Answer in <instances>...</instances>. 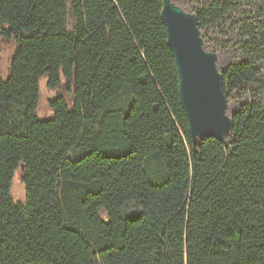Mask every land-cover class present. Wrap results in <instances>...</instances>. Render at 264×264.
Listing matches in <instances>:
<instances>
[{
    "label": "trees",
    "instance_id": "1",
    "mask_svg": "<svg viewBox=\"0 0 264 264\" xmlns=\"http://www.w3.org/2000/svg\"><path fill=\"white\" fill-rule=\"evenodd\" d=\"M244 1L261 17L221 71L226 102L264 62V0ZM235 2L189 10L201 37ZM160 12L161 0H0L13 47L0 76V264H264V106L240 104L223 144L194 145ZM43 78L67 94L39 120Z\"/></svg>",
    "mask_w": 264,
    "mask_h": 264
},
{
    "label": "water",
    "instance_id": "2",
    "mask_svg": "<svg viewBox=\"0 0 264 264\" xmlns=\"http://www.w3.org/2000/svg\"><path fill=\"white\" fill-rule=\"evenodd\" d=\"M160 18L174 60L178 97L188 134L194 145L208 138L223 144L233 125L227 115L217 56L204 50L194 14L183 11L172 0H161Z\"/></svg>",
    "mask_w": 264,
    "mask_h": 264
},
{
    "label": "rangeland",
    "instance_id": "3",
    "mask_svg": "<svg viewBox=\"0 0 264 264\" xmlns=\"http://www.w3.org/2000/svg\"><path fill=\"white\" fill-rule=\"evenodd\" d=\"M211 0H181L175 4L185 12L190 9H201L206 7ZM236 11L225 17L218 24L209 26L202 31L203 44L207 52H212L217 56L216 67L218 71H223L229 65L242 59L240 45L243 42L241 26L250 25L254 29L256 23L260 21V6L250 4L244 0H236ZM249 29V28H248ZM12 45L0 41V76L3 80L7 77ZM261 76L246 93H236L227 102V115L237 106L250 100H257L264 106V62L260 65ZM57 94L65 96L63 90H50L46 86L45 78L39 81V100L37 104L36 116L39 120H44L50 116L47 107L48 101L56 97ZM11 198L14 203L23 202L25 198L24 186L20 180V172H16L11 184Z\"/></svg>",
    "mask_w": 264,
    "mask_h": 264
}]
</instances>
